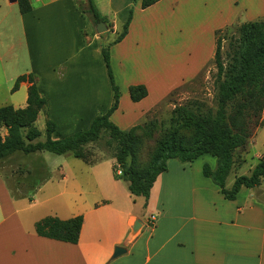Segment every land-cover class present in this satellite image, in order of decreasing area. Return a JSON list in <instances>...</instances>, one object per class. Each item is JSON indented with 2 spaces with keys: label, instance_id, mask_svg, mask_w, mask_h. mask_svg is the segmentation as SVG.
<instances>
[{
  "label": "crops",
  "instance_id": "obj_1",
  "mask_svg": "<svg viewBox=\"0 0 264 264\" xmlns=\"http://www.w3.org/2000/svg\"><path fill=\"white\" fill-rule=\"evenodd\" d=\"M80 1L87 2L32 0V11L22 15L17 0H0V94L4 103H11L8 106L26 108L31 84L24 81L17 91L13 88L18 78L34 75L40 93L48 100L46 117L57 127L53 139L88 130L113 103L102 35L82 11L80 4L86 3ZM100 1L112 19L104 14ZM95 3L107 19L109 31L116 30L119 16L125 24L134 6L127 36L111 48V65L115 78L119 75L122 83L127 81L129 97L131 86L147 88L148 96L134 103L136 107L153 96L154 88L151 80L132 70V58L159 50L160 18L168 11L173 26L182 32L188 27L193 34L208 36L210 63L218 31L243 24L241 19L246 23L264 19V0H160L147 9L140 3L134 5L133 0ZM142 112L134 110L123 119L114 112L110 119L116 126L118 119L119 123L130 122L133 128ZM6 135L7 130L0 127V136ZM17 154L22 153L12 156ZM26 156L30 161L39 158L45 173L51 170L42 153ZM198 160L185 164L170 160L147 203L141 197L134 199L127 185L115 178V159L85 163L99 198L92 203L73 202V196L83 194L77 187L80 193L70 195L67 213L42 216L34 215L33 198L22 194L14 199L0 179V264H264V196L244 187L236 200H226L212 181L195 173ZM28 169L30 174L35 171L33 166ZM63 181L68 177L63 176ZM80 215L84 225L78 244L36 233V223L47 216L68 220ZM151 217L156 219L153 225Z\"/></svg>",
  "mask_w": 264,
  "mask_h": 264
},
{
  "label": "trees",
  "instance_id": "obj_2",
  "mask_svg": "<svg viewBox=\"0 0 264 264\" xmlns=\"http://www.w3.org/2000/svg\"><path fill=\"white\" fill-rule=\"evenodd\" d=\"M160 0H133L140 3L142 9L155 5ZM20 13L32 11V0H17ZM82 11L93 24L107 19L100 14L95 0H87V7L80 4ZM134 14L131 7L129 17L122 27L118 38L108 46H102V56L106 64L109 79L114 92L113 104L106 112L99 114L88 130H81L70 136L53 139L57 132L56 124L49 118L46 121L47 139L36 140L41 132L35 126L39 114H47L48 100L40 93L34 75L22 76L16 81L13 91L28 81L27 107L16 109L13 106L0 108V127L7 135L0 136V161L16 153L24 155L50 152L62 156L70 155L88 165H95L105 159L94 161L87 148L109 138L108 145L113 147L109 158L116 160L114 176L123 181L132 197L144 198L147 203L151 190L158 177L168 171V162L178 160L192 163L200 157L209 155L217 159L212 169L204 166V176L213 181L229 201L236 200L242 188H259L264 181V154L250 175L238 176L231 188L227 181L236 166V153L247 146L255 130L260 126L264 109V19L238 25L237 36L230 40L232 55L225 63L223 55V37L228 29L216 33V52L214 62L218 71V96L216 112H203L201 105L195 108L181 107L174 111L173 129L155 147L144 151L143 139L153 138L157 130L156 122L138 124L129 130H122L111 121L112 114L119 108L121 92L115 82L111 65V47L120 43L128 34ZM130 98L138 103L148 96L144 85L131 86ZM193 129L191 140L181 135L182 130ZM121 171V174H118ZM29 175H31L29 173ZM44 175L46 173L44 172ZM47 179V175L44 180ZM84 225L82 215L62 220L56 216H47L36 223V233L61 242L78 244Z\"/></svg>",
  "mask_w": 264,
  "mask_h": 264
},
{
  "label": "rangeland",
  "instance_id": "obj_3",
  "mask_svg": "<svg viewBox=\"0 0 264 264\" xmlns=\"http://www.w3.org/2000/svg\"><path fill=\"white\" fill-rule=\"evenodd\" d=\"M80 2L82 4L86 3L87 7V2ZM99 5L100 8H103L104 3L101 2ZM102 10L106 14L107 11L104 8ZM106 15L108 19L114 17L112 14ZM116 19L118 23L116 30L111 29L109 31L108 29L107 32L101 34V46L112 44L121 34L124 23L120 16ZM240 21L242 23L245 22L243 19ZM113 25L114 23H111L110 27L113 28ZM237 26L233 25L229 27L228 31L225 30L221 34V37L224 39L222 43L223 57L226 64L229 62V56L232 55L229 44L231 38L237 36V30L235 29ZM209 40L207 35L202 34L200 36L193 34L188 27L182 32V28L173 26L171 11H168L166 16L161 17L159 50L156 52L147 48L148 51L136 54L132 58V63H134L133 65L131 64L132 70L136 75H143L144 78L147 77L151 80L154 88V91L153 89L151 91L153 96L139 107H136L135 102L131 101L129 97L125 85L127 81L122 83L119 75L117 80L113 71L115 82L120 88V103H122V105L119 104V108L115 111L119 112L117 118L123 119L131 115L134 110H139L144 113H141L137 124L157 123L158 127L154 137L152 139L144 137L143 139L144 151L155 147L173 129L174 111L177 108H195L198 104L203 107V112H216L218 71L214 59L211 63L208 59ZM203 63L205 65L201 67ZM200 67L201 69L194 74ZM153 76L155 80H152ZM102 93L104 99L105 96L107 98L104 90ZM8 105H11V103H4V98L0 94V107ZM119 119L117 121L118 127L123 130L131 128L130 122L119 123ZM46 121V114L41 112L35 124L41 132V136L36 140V143L45 142L47 139ZM3 133L5 134V132ZM181 135L187 140H191L193 129L182 130ZM108 141V136L104 135L100 142L87 148L88 153L93 154L92 160L109 159L112 155L113 147L108 145ZM263 154L264 109L261 114L260 126L255 130L247 146L239 149L236 153V166L228 178L227 187H232L236 177L250 175ZM42 155L51 167V170L46 173L47 179L45 180L51 178L48 181L44 180L46 176L44 175L45 170H43L39 158L30 161L26 155L17 154L0 162V179L6 182L14 199L19 200L22 194H26L35 200L34 215L42 216L51 212L67 213L66 204H68V199L71 198L70 195L76 192L80 193L77 187L83 191V194L81 196H73L71 201L80 202L82 199L85 203H92L95 199L99 198V191L96 188L94 177L89 172L85 162L75 159L70 155L58 156L50 152H44ZM173 161L181 163L178 160ZM205 165H209L212 169H215L217 159L211 156H204L195 162L194 171L199 177L204 176L203 170ZM29 166L35 168V171L31 175H29ZM63 176L68 177L67 182L63 181ZM209 180L212 181L211 179ZM40 188L42 189L39 190ZM65 190H67V193L64 194ZM252 193L263 197L264 181L259 188L252 190ZM256 200L259 202L258 197ZM28 201L30 202L29 199Z\"/></svg>",
  "mask_w": 264,
  "mask_h": 264
},
{
  "label": "water",
  "instance_id": "obj_4",
  "mask_svg": "<svg viewBox=\"0 0 264 264\" xmlns=\"http://www.w3.org/2000/svg\"><path fill=\"white\" fill-rule=\"evenodd\" d=\"M96 31L99 35L105 33L108 31V26L106 25L105 22L101 21L97 24L96 26Z\"/></svg>",
  "mask_w": 264,
  "mask_h": 264
},
{
  "label": "built area",
  "instance_id": "obj_5",
  "mask_svg": "<svg viewBox=\"0 0 264 264\" xmlns=\"http://www.w3.org/2000/svg\"><path fill=\"white\" fill-rule=\"evenodd\" d=\"M118 174L120 175L121 174V171H119ZM150 222H151L152 225L155 224V222H156L155 217H151L150 218Z\"/></svg>",
  "mask_w": 264,
  "mask_h": 264
}]
</instances>
